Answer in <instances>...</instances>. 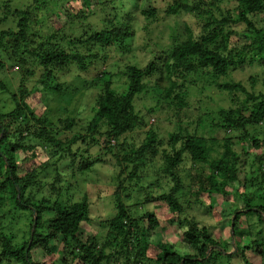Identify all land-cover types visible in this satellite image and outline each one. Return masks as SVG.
<instances>
[{"label":"trees","instance_id":"trees-1","mask_svg":"<svg viewBox=\"0 0 264 264\" xmlns=\"http://www.w3.org/2000/svg\"><path fill=\"white\" fill-rule=\"evenodd\" d=\"M42 1L34 0L36 4L44 5L60 0ZM232 1L237 4L236 18L229 12L226 14L220 11L216 0L208 2V5L203 0L192 3L188 0H173L165 11L167 15H194L204 24L202 35L199 38L195 36V39L193 31L188 27L189 36L184 41L175 43L169 50L159 51L157 48L158 51L154 52V57L145 67L127 65L121 73L126 77L125 92L116 91L111 79L104 82L102 89L98 88L101 79L96 78L92 82L84 80L88 83L83 86L86 89H99L86 131L90 132V136L77 134L69 141L59 139L63 133L72 132L78 124L76 118L68 117L58 124L52 123L47 117L38 116L27 103V99L38 90H28L20 84L19 94H13L1 85L9 93L14 107L8 112L0 111V264H252L250 258L256 255L264 264V249H261L264 241L252 238L245 243L249 239L247 237L252 236L253 229L241 225L247 215H256L260 229L262 227L261 230H264V203L254 205L250 196L244 194L245 207L235 211L229 219L231 242L216 238L206 227L200 229L193 221H188L186 226L180 221L182 203L178 193L180 189L182 196L187 193L182 182L183 172L188 171L185 160L210 167L208 174L194 177L199 185L191 193L197 199L207 194L211 200L220 197L228 201L255 181L252 177L247 183L248 174H243L241 169L242 157L232 142L226 140L222 156L216 158L211 156L215 148H219L218 141L212 139L215 146L211 148L204 138L187 135V130L182 126L169 133L166 141L160 139L158 132L151 127L140 145L132 143L128 138L136 130L147 128V116L155 113L154 109L145 115L137 111L136 100L139 97L152 93L159 105L167 104L169 109H175L181 114L188 109V89L194 87L197 81L221 88L226 96H234L236 92L242 96L237 108L221 113L220 122L213 124V129L221 130L226 135L239 132L243 134L239 136L242 140L264 126V86L261 91L255 92L245 88L242 83L218 82L255 63L264 66V39L253 38L252 33L256 29L251 20V16L264 15V0ZM100 2L67 0L57 15L65 14L68 20L78 18L86 9L95 8ZM102 4L112 10L117 8L113 0H105ZM133 7L138 11L134 13L141 14L150 22L158 19L159 10L150 4V0H134ZM215 10L220 12V18ZM18 14L21 15L18 29H8L1 33L0 49L6 39L13 40L14 51L7 54L8 61L27 59L28 63L35 61L44 66L45 76L40 82L44 85V92H53L54 95L63 93L68 86L58 84V73L66 75L73 66H77L76 72H91L100 63L128 54L136 34L130 17L125 15L119 16L118 22L113 19L109 21L110 28L102 31L87 28L83 30L82 36L67 41V36L62 33L65 32L63 27L51 34H46L42 28L30 34L28 12L18 11ZM134 16L132 13V18ZM243 24L247 26L243 32L227 30L228 25ZM225 32L228 39H225ZM241 36L248 43L240 44ZM58 40L66 42L70 48L61 47L62 43ZM81 45L88 48L85 53L80 51ZM95 49L97 53L93 52ZM5 67V62L0 60V70ZM103 74L114 78L107 70ZM30 75L32 72H22L23 82ZM230 100L231 103L235 102L234 97ZM101 141L109 153L116 150L119 153L117 156L114 154L120 167L114 194L116 214L107 220L108 232L104 242L95 234L84 241L79 235L83 224L91 221L92 202L87 194L80 200L74 199L71 182L62 178L61 169L66 167L75 171L77 168L83 174L91 171L94 163L87 160L89 157L86 154L91 148L100 145ZM251 141L256 149L264 145L260 138ZM242 142L246 143L245 140ZM36 148L48 155L49 159L45 163L37 166V153L25 157L20 163L16 155L18 152H33ZM257 156L251 167L257 166V170H261L264 156ZM157 158L164 163V167L154 175L157 177V187L162 186L164 177L169 178V190L163 191L158 199L169 208L172 216L177 218L176 221L185 227L181 235L188 243V251H176L175 246L164 241L155 245L150 243L148 236L155 234L159 228L156 214H140L138 210L134 212L132 206L125 202L124 195L127 193H133L137 188H147L140 184L146 178L142 172ZM79 161H83V164L78 167ZM24 165L29 167L22 172L20 170ZM52 168V181H45L43 176ZM242 175L245 176L243 181ZM239 181L243 183L242 188L234 190V184ZM152 187V183L148 185V188ZM45 190L49 195H42ZM257 197L264 201V194ZM209 208L214 210L216 218L220 217L218 206L212 204ZM24 214L29 222L28 232L24 242L17 243L12 233L13 221L15 216L22 218ZM57 242L61 246L55 251ZM113 245L117 246L114 253L110 251ZM34 249L44 255V261H34Z\"/></svg>","mask_w":264,"mask_h":264},{"label":"rangeland","instance_id":"rangeland-1","mask_svg":"<svg viewBox=\"0 0 264 264\" xmlns=\"http://www.w3.org/2000/svg\"><path fill=\"white\" fill-rule=\"evenodd\" d=\"M42 1V0H41ZM101 0L100 5L95 8H88L78 18L68 20L65 14L61 16L57 15L60 11L61 5L66 3L67 0H60L59 2H52L47 5L42 3H35L34 0H0V35L3 31L8 29H18V21L21 19V15L18 11L28 12V17L31 23L28 31L31 34L36 32L39 28H42L46 34H51L53 31L63 27L64 33L67 37L66 40H71L75 37L83 35V30L92 28L95 31H102L105 28H110L112 19L116 22L120 17H130L135 29V37L132 42L131 50L128 54L123 56H117L115 60H110L106 63H100L96 69L91 72H76L77 66H73L67 71L66 75H57V82L59 85L65 86L68 84L65 91L61 94L54 95L53 92H44V85L40 82L42 77L45 76V67L38 62H27V59L22 61H8L7 54L14 51L13 40L6 39L4 45L0 49V60L5 62L6 67L4 70H0V111L8 112L14 104L11 101L7 90L13 94H19V85L23 84L28 90H38L27 99L29 106L35 110L38 116L47 117L52 123L58 124L60 120L66 118H76L77 125L72 132L63 133L61 138L63 141H69L72 137L80 134L81 136L88 135L90 132H86L88 128L89 119L92 115L93 108L95 106L97 94L99 89H102V85L106 80L111 79L114 82V89L118 92H125L126 77L121 73L125 71L127 65H138L145 67L146 64L154 57V52L159 48V51L169 50L177 43L184 41L188 36V27L193 31V37H200L204 29V24L192 14L180 13L178 15H167L166 9L168 5L172 4L173 0H150V4L159 10V16L156 21H148L144 16L135 11L133 5L134 0H113L115 1V10L106 7ZM109 1V0H108ZM112 1V0H110ZM195 0H188L192 3ZM201 1V0H196ZM212 0H203L205 5ZM217 8L223 13H230L233 18H236L237 4L232 0H216ZM43 2V1H42ZM67 4V3H66ZM125 6V7H123ZM44 11V12H43ZM138 12V11H135ZM132 13L135 16L132 18ZM217 17L220 18L219 11L215 10ZM116 15V17H114ZM126 15V16H125ZM251 20L255 24V29L252 33L253 38L256 40L264 39V15L251 16ZM247 30L245 24L234 26L228 25L227 30ZM260 31V32H259ZM259 32V33H258ZM225 39H228L225 32ZM196 36V37H195ZM62 43L61 40H58ZM12 43V44H10ZM248 43L245 37H240V44ZM61 47L69 49L70 46L63 42ZM79 47V46H77ZM80 51L85 53L87 47L80 46ZM153 50V51H152ZM97 53L98 50H93ZM112 54V53H111ZM146 56V57H145ZM256 57H259L256 55ZM26 58V57H24ZM264 66L261 63H255L254 66L246 67L244 71H238L232 75L226 76L218 80L219 83L238 82L249 90L255 92L261 91L264 86ZM107 70L114 78L112 79L108 74H103V71ZM32 72V75L24 80L21 77L22 72ZM96 78L101 79L98 81V88L96 90H88L84 86L85 83L96 81ZM253 79V81H252ZM86 80V81H84ZM88 84V83H87ZM167 84V83H166ZM1 85L5 86L7 90H3ZM79 88H84L79 90ZM86 89V90H85ZM187 94L188 109L178 113L177 111L168 108L167 104L162 103L159 105L158 99L152 93L142 95L136 100V109L143 115L150 109H154L155 113L147 116L146 121L149 124L147 128L136 130V132L129 134V140L140 145L145 139L146 131L151 127L158 132L159 138L168 140V134L177 130L179 126L186 129L187 135L200 136L207 141L209 147H214L212 139L219 142V148H215L211 157L219 158L224 151V145L226 140L232 142L235 145V150L242 157L243 164L241 169L243 174H248V179L254 177L252 183L246 186V190L238 192L224 201L220 197H214L213 203L209 196L202 195L198 199L191 191L198 188L199 183L194 180V177L199 175L208 174L210 167L204 164H196L190 160H185V168L188 170L183 172L182 182H184V189L187 191L185 196H182V190H179L178 197L182 203V209L180 214V221L186 226L188 221L195 222L200 229L206 227L209 232L216 238L231 242L230 237V218L235 214V211L243 209L245 207V195L250 196L253 204H262L263 200L259 199V195L264 194V160H262V169L257 170V166H252L256 157L264 156V145L256 149L252 144V139H261L264 142V126L258 128L257 132L252 133L250 136L240 140L239 136L243 134L231 133L226 135L221 130L213 129V124L219 123L221 113L223 111L228 112L231 108H237L239 102L242 99L240 93L236 92V95H227L221 88H217L215 85L201 84L197 81V84L190 87ZM43 91V92H42ZM234 97L235 102L231 103V98ZM159 112H161L159 114ZM252 130V129H251ZM245 140L246 143L242 142ZM31 151V150H29ZM27 152V153H26ZM37 153L38 160H36L37 166L41 163H45L48 160L46 155L41 149H35L33 152L20 151L16 155L20 163L27 156H32ZM249 153V155H247ZM114 154L119 153L114 151L109 153L106 146L101 141V144L95 148H91L87 153V160H91L94 165L91 167V171L83 174L76 168L75 171H71L66 167H62V175L64 179H68L72 185V195L75 200H80L84 194L90 197L92 202L91 209V221L85 222L80 231L79 238L86 241L93 234L97 235L99 240L105 241L106 234L108 232L107 220L116 214L115 208V188L118 185L117 176L120 171L117 165V159ZM187 157V156H186ZM83 164V161L78 162V167ZM58 166V164H57ZM28 165L21 167L22 172L28 170ZM164 167V163L159 158L154 160V163L149 168L147 167L142 174H145L146 178L140 183L147 188L140 190L137 188L133 193H127L125 196V202L132 206L134 212L138 210L140 214L144 212H152L156 214L159 220V228L155 234H150L147 240L153 245L160 241H164L168 245L175 246L176 251H188L190 250L188 243L182 239L181 233L184 231L177 221L176 217H173L169 208L161 202L158 198L164 191L169 190L168 177L162 179V186L157 187L155 172L161 170ZM190 169V170H189ZM54 168L43 176L45 181H52L54 175ZM250 172V173H248ZM254 172V173H253ZM24 174V173H23ZM245 179V176H241V181ZM241 181L235 183V189H241L243 183ZM153 184L154 187L148 188L149 184ZM136 189V188H135ZM233 193V189H231ZM239 193L240 196H239ZM42 195H49L45 190ZM237 195V197H236ZM129 197H132L129 199ZM41 198V197H40ZM213 205L219 207L218 214L220 217L216 218L214 210H210L209 207ZM139 207V209H137ZM6 210V209H4ZM137 213V212H136ZM12 216L11 218H13ZM10 218V217H9ZM220 219V220H219ZM9 221V220H8ZM10 222V221H9ZM7 222V224L9 223ZM13 235L14 241L17 243L24 242V236L28 232V220L27 215H23L20 218L19 215L15 216L13 221ZM243 228L250 227L253 229L252 236H248L250 239L264 241V230L260 229L258 223V216L247 215V219H243L241 223ZM257 233L260 235H257ZM54 250L56 251L61 243L55 244ZM117 246L113 245L110 249L114 253ZM264 249V246L261 247ZM109 251V250H108ZM34 261H44V255L38 249L33 250ZM252 264H262L261 258L256 255L255 258H250ZM239 264H243L240 262Z\"/></svg>","mask_w":264,"mask_h":264}]
</instances>
